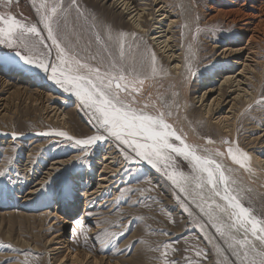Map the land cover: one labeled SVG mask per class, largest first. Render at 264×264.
I'll use <instances>...</instances> for the list:
<instances>
[{"label": "rangeland", "instance_id": "374dc122", "mask_svg": "<svg viewBox=\"0 0 264 264\" xmlns=\"http://www.w3.org/2000/svg\"><path fill=\"white\" fill-rule=\"evenodd\" d=\"M111 1L75 0L73 4L72 0H56L64 9L57 28L60 42L64 46H70L72 52L82 60L93 65H106L113 59L119 60V46L115 37L125 33V58L122 63L127 67L134 65L139 78L143 81L151 80L153 84V78L165 73V65L168 63L155 56L156 71H152L153 53L147 36L134 32L127 15H122ZM213 1L215 0H194L193 6L200 8L198 13L202 23L214 15V9L210 7H217V4ZM52 2L53 0H47L48 4ZM40 3L41 0H12V4L8 6L6 0H0V11H11L26 23L37 24L46 37L47 31L39 22L41 13L36 11ZM225 21L223 18L215 19L213 25L204 31V35L234 39L237 36L236 27L226 28L225 23L228 22ZM109 33L113 36L112 40H108ZM98 35L101 37L99 42L96 39ZM46 43L50 45L51 41ZM202 50L205 54L210 48L203 44ZM109 52L112 53L111 56ZM262 52L261 61L264 63V50ZM0 55L15 54L13 49L0 45ZM92 56L96 59H91ZM55 57L56 50L53 47L49 59L56 62ZM216 64L218 62L210 57L205 64L198 66L200 73L191 87V100L201 94L200 84L204 77L212 73ZM261 67L264 76V65ZM262 86L261 96L264 100V79ZM160 89H164L163 86L158 88ZM39 91L47 95L46 89L40 87ZM63 96L56 95L54 101H47L35 92H21L19 95L0 85V170L5 171V175L0 176V201L12 203L10 206L0 205V264H70L71 254L79 252L83 257H96L98 263L100 259H105L103 264H165V261H174L175 264H240L224 238L216 233L205 212L200 211L201 201L205 198L195 196L197 194L190 187L193 190L189 188V191L194 195L189 192L179 193L177 199L178 190L162 171V176L158 179L156 174L147 170L148 166L135 167L134 164H129L122 170L115 180L117 183L103 192L102 197L89 198L88 210L83 212L82 208V213L71 221V232L68 235L70 240L67 241L69 248L52 250L55 244L51 247L50 239L54 234L65 231L58 216H52L55 193L59 190L66 201H71L73 186L76 184L74 175L83 168V174L87 177L96 155L101 157V151L85 153L84 158L81 156L79 160L65 166L41 186L39 194L29 196L30 200L27 201L32 204L26 210L20 208L19 202L24 201L27 196L29 187L33 185L32 179L39 172H44L53 159L68 158L78 147L60 136L49 135L23 141L17 136L4 138L2 131L29 133L42 127H50L52 125L46 120H49L48 114L52 115L51 107L55 106L67 113L71 112L78 122L89 126L82 110H73L76 100ZM262 105L263 115L258 119L264 121V101ZM195 106L198 107V103ZM259 127L262 125H258ZM201 130L206 140L209 131L214 133L213 137L217 136V131L213 128L203 125ZM249 131L251 129L246 127L240 132V139L243 138L245 146L249 144L247 138L250 134L251 138L261 134V131ZM262 140L263 143L251 146L256 147L252 149L259 155L264 152V139ZM179 167L186 173L189 171L184 162ZM96 175L94 179L97 178ZM246 198L242 203L251 208L257 218L264 219V194L247 190ZM82 205L84 206V201ZM197 252L200 253L199 256ZM69 253L70 259L67 258ZM90 262L95 264L93 259Z\"/></svg>", "mask_w": 264, "mask_h": 264}, {"label": "bare ground", "instance_id": "6f19581e", "mask_svg": "<svg viewBox=\"0 0 264 264\" xmlns=\"http://www.w3.org/2000/svg\"><path fill=\"white\" fill-rule=\"evenodd\" d=\"M193 2L194 0L111 1V4H115L122 15H127L128 22L134 32L147 36L152 53L159 60H165L168 63L165 65V73L153 78V84L151 80H146L143 81V84L137 85L140 91L135 94L134 107L144 109L152 114L163 112L165 121L172 125L176 133L186 143L195 147L198 154L209 156L221 165L230 181H235V183L230 182L229 184L232 194L242 202L243 199L248 198H246L247 190L264 194V152L259 155L254 152L255 149H252L256 147H251L263 143L262 139H264V121L258 119L263 115L261 109L264 101L261 96L264 76L260 70V67L264 65L263 60L261 61L264 50V0H215L213 2L217 4V7H210L214 9V15L204 23L199 18L198 10L200 8L193 6ZM210 8L208 7V9ZM218 18H223L228 22L225 23L226 28L236 27L237 36L234 39L226 40L227 36L221 39L204 35V31L209 29L214 20H218ZM207 38L210 40L206 41ZM203 44L210 48L205 54L202 53ZM204 50L206 51V48ZM210 57H213L214 62H218V64L215 65L212 73L206 74L207 76L203 78L200 84L201 94L191 100V87L200 73L197 70L198 66L205 64ZM40 73L42 74L39 75ZM48 75H50V71L45 74L34 66L23 63L15 55H0V85L2 88L7 87L19 95L21 92L23 94L35 92L47 101H54L57 98L56 95L62 94L65 98L75 99L73 110H82L85 122L90 125L81 124L71 112L67 113L55 106L51 107L52 115L48 114L49 120H46L52 126L42 127L40 130L29 133L2 131V137L17 136L18 139L26 141L49 135L58 136L55 133L65 132L68 137H72V140H68L74 143L76 139H86L100 134L97 132L96 121L92 119L90 110L84 108L79 98L73 93L64 91L59 85L48 79ZM162 86L166 89L165 91L164 89L158 90ZM40 87L47 90V95L43 94V91V93L39 91ZM195 103H198V107L195 106ZM145 106L147 107L145 108ZM203 125L215 129L217 131L216 138L212 136L214 133L209 131L207 140L204 139L203 133H201ZM258 125H262V127L258 128ZM246 127L251 129L250 133L261 131V134L254 138H251L252 134H250L247 138L249 144L245 146L243 138L240 139V132L242 128ZM65 138L63 137V140ZM176 143L179 142L176 141ZM77 147V151L74 150L70 157L53 159L44 172L41 174L39 172L32 179L33 185L29 187L24 201H20V205L18 204L20 208L23 207L27 210L32 204L27 201L30 200L29 196L39 194L41 186H44L45 182L65 166L77 161L78 157L84 158L85 153L101 151V157L96 155L87 177L83 174V168L82 171L74 175L76 184L75 186L72 184L73 199L71 201H66L58 192L59 190L55 193V202L51 207L52 216H58L65 231L54 234L50 239V246L56 245L52 250L69 248L67 241L70 240L68 235L71 232V221L82 213V208L83 212L88 210L89 198L102 197L103 192L110 190V187L115 182L117 183L115 180L127 165L134 164L135 167L136 165H146L149 172L156 174V178L160 179L162 176L161 172H157L147 162L132 158L126 159V156H131V150L114 138L106 137L92 145ZM229 147L234 151L238 149L239 152L247 154V160L243 166L232 159L227 151ZM94 175H96V179H94ZM189 188L193 190L192 192L195 191L197 194L195 196L201 195L202 198H205L204 201H201V206L206 212L208 203H211L209 199L211 194L208 188H197L194 183L190 184ZM189 188L188 192L192 194ZM215 199L218 203H224L219 198ZM83 201L84 206L82 205ZM1 204L12 205L10 201H0ZM222 219H226V217L222 216ZM237 238H242V235H238ZM256 243L259 248V242ZM71 255L72 262L70 264H91L90 259H93L95 264L105 263V259H100L98 263L96 257L89 258L88 255L83 257L80 252ZM67 258L70 259V253Z\"/></svg>", "mask_w": 264, "mask_h": 264}, {"label": "snow or ice", "instance_id": "6c2138e0", "mask_svg": "<svg viewBox=\"0 0 264 264\" xmlns=\"http://www.w3.org/2000/svg\"><path fill=\"white\" fill-rule=\"evenodd\" d=\"M72 2L74 4L75 0ZM6 4L10 6L12 0H6ZM36 11L41 13L39 22L47 31L46 37L37 24L26 23L11 11H0V45L13 49L15 56L23 63L45 74L50 71L48 79L64 91L73 93L82 106L90 110L100 134L76 139L75 145L86 147L106 137L114 138L131 150V156H126V159H138L147 162L157 172L162 171L178 190L177 199L179 193L188 192L190 184L194 183L200 189L207 187L211 203H208L206 212L203 207H198L212 221V227L224 238L232 255L240 264H264V219L253 215L252 209L232 194L229 184L235 181H230L214 159L198 154L195 147L186 143L165 121L163 112L152 114L134 107L135 94L140 91L137 85L143 84V80L139 78L134 65L127 67L122 63L126 34L120 33L115 37L119 46V60L113 59L106 65H93L74 54L70 46L60 42L57 28L59 17L64 12L61 3L53 0L48 4L47 0H41ZM96 39L99 42L101 37L98 35ZM112 39L109 33L108 40ZM46 41H51V44ZM53 47L56 49V62L49 59ZM109 55L112 53L109 52ZM91 59L95 60L96 57L92 56ZM151 62L152 71L155 72L154 54ZM55 134L72 140L65 132ZM227 151L237 164L243 166L247 160L246 153L238 149L234 151L231 147ZM181 162L187 164V173L180 170ZM4 175L5 171L0 170V176ZM215 198L224 203H218ZM222 216L226 219H222ZM238 235H242V238H237ZM165 264L175 262L165 261Z\"/></svg>", "mask_w": 264, "mask_h": 264}]
</instances>
